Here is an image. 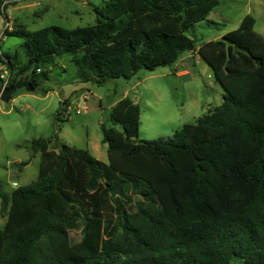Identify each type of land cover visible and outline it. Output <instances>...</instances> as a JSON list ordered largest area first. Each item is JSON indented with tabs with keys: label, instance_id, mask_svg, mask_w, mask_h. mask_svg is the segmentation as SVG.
Returning <instances> with one entry per match:
<instances>
[{
	"label": "trees",
	"instance_id": "1",
	"mask_svg": "<svg viewBox=\"0 0 264 264\" xmlns=\"http://www.w3.org/2000/svg\"><path fill=\"white\" fill-rule=\"evenodd\" d=\"M14 2L0 0V20ZM219 3L108 0L91 26L6 31L23 40L25 56L17 64V52L3 54L6 88L25 77L35 91L65 58L81 83L104 86L199 48L226 95L173 137L139 143L141 110L124 98L111 112L123 132L102 129L107 165L59 143L56 128L32 141L38 180L11 195L0 186V264H264V37L247 15L221 40L190 38ZM68 106L61 102L56 123Z\"/></svg>",
	"mask_w": 264,
	"mask_h": 264
},
{
	"label": "rangeland",
	"instance_id": "2",
	"mask_svg": "<svg viewBox=\"0 0 264 264\" xmlns=\"http://www.w3.org/2000/svg\"><path fill=\"white\" fill-rule=\"evenodd\" d=\"M107 1L15 0L8 6L6 15L15 26L23 25L31 32L52 26L76 29L94 25V9ZM246 8L242 0H222L208 21L195 24L188 36L200 44L221 40L224 32L237 27L236 20L242 18ZM5 24L6 17L2 16L0 32ZM255 31L264 37L263 19L258 21ZM22 43L19 38H4L0 50V75L4 74L6 81L0 97V186L8 195L38 180L42 161L39 155L33 157L31 143L51 137L55 128L59 143L85 150L107 165V145L103 144L102 129L104 126L123 132L120 125L111 122V112L124 98H130L140 107L141 125L136 139L139 143L173 137L185 125L196 124L209 110L221 106L226 95L203 59L196 58L195 65L184 60L192 57L190 52L183 53L170 67L154 72L143 69L130 80L118 79L104 86L81 83L76 66L65 58L50 68L49 79L34 92L29 90L25 77L15 87L6 88L9 70L2 63L5 61L3 54L17 52L16 63H21L25 60ZM184 63L187 66H182ZM43 90H49L48 94ZM64 100L69 103L67 112L63 121L56 123V113ZM22 163L28 165L21 168ZM5 223L0 198V228ZM70 236L76 243L80 242L82 226L71 231Z\"/></svg>",
	"mask_w": 264,
	"mask_h": 264
},
{
	"label": "crops",
	"instance_id": "3",
	"mask_svg": "<svg viewBox=\"0 0 264 264\" xmlns=\"http://www.w3.org/2000/svg\"><path fill=\"white\" fill-rule=\"evenodd\" d=\"M242 1H244L245 2V4H246V10H245V12H243L244 14H241V15H243L242 16V18H240V20H239V18H238V20H236V24L235 25H237V27L235 28V29H237L239 26H240V24H241V22H242V20L244 19V17L245 16H247V15H250V16H252L255 20H256V26L258 25V21H260V20H262L263 19V21H264V0H242ZM221 4H222V0H220V3H219V6H221ZM219 6L217 7V8H219ZM216 8V9H217ZM215 9V10H216ZM214 10V11H215ZM213 11V12H214ZM212 12V13H213ZM210 17H211V15H210ZM209 17V18H210ZM255 26V27H256ZM235 29H233V30H235ZM233 30H228L227 32H224L223 33V35H222V38L224 37V35L225 34H227L228 32H230V31H233ZM221 38V39H222ZM208 42H211V41H208ZM206 43V42H205ZM199 49V48H198ZM198 49L196 50V51H191L190 52V54H191V56L192 57H186V58H184V60H188L189 61V63H191V64H193V65H195V59L197 58V60L198 61H200V60H202V58L200 57V55L198 54ZM197 54V55H196ZM196 56V57H195ZM182 66H187V63H184V64H182ZM34 92V91H33ZM65 101V100H64ZM135 103V102H134ZM136 104V103H135ZM40 156V155H39ZM41 158V157H40ZM6 219V218H5ZM5 225V224H4Z\"/></svg>",
	"mask_w": 264,
	"mask_h": 264
},
{
	"label": "built area",
	"instance_id": "4",
	"mask_svg": "<svg viewBox=\"0 0 264 264\" xmlns=\"http://www.w3.org/2000/svg\"><path fill=\"white\" fill-rule=\"evenodd\" d=\"M14 29V22L11 21V19L9 17H6V24H5V27L3 29L2 32H0V50H1V43L3 41V39L7 38L6 37V31H9V32H12ZM0 78L4 80V74H1L0 75ZM6 84V83H5ZM84 110H86V107H83ZM80 111L78 110L77 113H79Z\"/></svg>",
	"mask_w": 264,
	"mask_h": 264
},
{
	"label": "water",
	"instance_id": "5",
	"mask_svg": "<svg viewBox=\"0 0 264 264\" xmlns=\"http://www.w3.org/2000/svg\"><path fill=\"white\" fill-rule=\"evenodd\" d=\"M1 60V59H0ZM2 63H6V60L4 61V62H2ZM29 90L30 91H34V90H32V89H30V87H29ZM3 96V90L2 89H0V97H2Z\"/></svg>",
	"mask_w": 264,
	"mask_h": 264
}]
</instances>
